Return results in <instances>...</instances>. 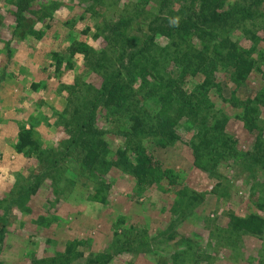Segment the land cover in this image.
<instances>
[{"label": "rangeland", "instance_id": "374dc122", "mask_svg": "<svg viewBox=\"0 0 264 264\" xmlns=\"http://www.w3.org/2000/svg\"><path fill=\"white\" fill-rule=\"evenodd\" d=\"M243 1L253 3L252 16L212 34L256 55L264 46V0ZM16 2L0 0V262L37 264L58 256L72 242L73 254L62 264H94L98 257L106 264H264V229L259 234L231 224V213L264 218V147H254L260 131L246 127L240 108L224 104L215 88L207 95L211 111H224L225 130L237 139L231 152L210 148L198 155L190 144L199 140L198 130L183 117L173 126L179 138L166 146L154 135L148 139L151 144L147 141L172 177H155L151 185L137 189L133 176L113 167L104 174L110 184L107 202L95 201L96 175L82 169L62 141L69 137L64 122L74 108L66 85L82 95L90 83L101 85V75L83 68L82 58L56 71L50 53L68 51L73 39L99 48L105 43L94 37L100 23L89 13L79 18L90 5L84 0H36L39 13L47 15L31 22L41 35L23 37L22 28L15 32ZM147 7L157 11L159 6L150 0ZM87 25L91 30L83 32ZM197 29L191 30V39L199 46ZM153 41L163 44L166 36L159 32ZM260 66L235 87L240 96L262 89L264 61ZM144 104L157 110L155 98ZM128 123L124 113L102 107L94 127L116 149L125 144ZM22 125L33 127L46 156L16 150ZM259 125L263 132L264 103ZM78 251L82 254L74 256Z\"/></svg>", "mask_w": 264, "mask_h": 264}, {"label": "trees", "instance_id": "16d2710c", "mask_svg": "<svg viewBox=\"0 0 264 264\" xmlns=\"http://www.w3.org/2000/svg\"><path fill=\"white\" fill-rule=\"evenodd\" d=\"M35 1L16 2L15 32L22 28L23 37L41 35L31 22L42 17L45 20L47 15H42L43 11ZM84 1L90 5L84 7L79 18L88 13L94 16L100 23L94 29V37H103L105 43L94 48L84 40L73 39L68 51L54 50L50 56L56 71H61L62 66L67 70L82 58L83 68L89 66L90 70L101 75V85L90 83L82 95L76 93L74 85H66L67 89H71L73 100L69 103L74 108L72 116L64 122L69 137L62 143H67L66 153H72L82 169L96 175L92 199L107 202L110 184L104 174L113 167L133 176L137 189L148 187L155 177H172L171 172L163 170L164 162L156 155V148L148 145L147 141L150 143L148 139L154 135L160 138L156 141L159 145L166 146L167 142L179 138L173 126L183 117L198 130L199 140L193 139L190 143L198 155H203L210 148L219 149L222 154L234 150L237 139L225 130L227 117H224V111L210 109L207 95L213 88L224 104L240 108L241 119L247 128L260 131L254 147H264V131L261 132L259 125L264 86L253 96L237 93L241 82L254 69H261L264 46L256 57L233 40L214 38L212 34L215 29H225L252 16L253 3L247 4L243 0H155L159 7L153 11L147 7L150 0H123V3L122 0ZM54 3L50 2L51 5ZM32 14L37 15L36 19H32ZM48 18L53 19L52 16ZM177 18L178 23L173 24L172 21ZM235 20L236 23H233ZM144 27L147 29L145 33ZM91 28L87 25L83 32H89ZM195 28L200 31L199 46L193 45L191 39V30ZM159 32L166 36L163 44L153 41ZM252 36L255 37V34ZM38 85L32 84L34 88ZM139 92H142V97L137 96ZM148 98L157 101L155 112L146 109L144 100ZM102 107L124 113L128 118L125 144L116 149H112L101 131L94 127L96 115ZM212 118L213 123L210 122ZM36 134L33 127L22 125L16 150L46 156ZM38 186L39 183H35L32 191L35 192ZM260 206L263 207L264 203ZM230 217L236 230L260 234L264 229V218L257 215L242 217L231 213ZM74 244L70 242L58 256L41 258L36 263L62 264L66 258L70 260ZM81 254L78 251L74 256ZM98 258L92 259L94 264L107 263V260Z\"/></svg>", "mask_w": 264, "mask_h": 264}, {"label": "clouds", "instance_id": "9594fccd", "mask_svg": "<svg viewBox=\"0 0 264 264\" xmlns=\"http://www.w3.org/2000/svg\"><path fill=\"white\" fill-rule=\"evenodd\" d=\"M173 24H177L178 23V18L176 20L172 21Z\"/></svg>", "mask_w": 264, "mask_h": 264}]
</instances>
